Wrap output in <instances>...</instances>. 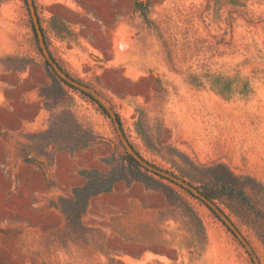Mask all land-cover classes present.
Instances as JSON below:
<instances>
[{
	"label": "rangeland",
	"instance_id": "obj_1",
	"mask_svg": "<svg viewBox=\"0 0 264 264\" xmlns=\"http://www.w3.org/2000/svg\"><path fill=\"white\" fill-rule=\"evenodd\" d=\"M0 264H264V0H0Z\"/></svg>",
	"mask_w": 264,
	"mask_h": 264
},
{
	"label": "trees",
	"instance_id": "obj_2",
	"mask_svg": "<svg viewBox=\"0 0 264 264\" xmlns=\"http://www.w3.org/2000/svg\"><path fill=\"white\" fill-rule=\"evenodd\" d=\"M118 119H119V116H118ZM215 183H216L215 191L212 193L208 192V190H202L194 186H191V188L195 189V192H192V190H189V191L192 195H195V196L198 195L197 197H199L204 203H206L217 214L218 217H222L215 210V209L219 210L222 213V215H224V212L219 207L218 202L219 201L223 202L229 199L227 197H232L230 198V200H232L235 203L240 204L242 198H239V197L243 195V192L240 189L238 179L235 176H233V174L227 171L224 174V176H218L216 178ZM238 200L240 202H237ZM231 207H234V206H231ZM235 210L237 212L240 211L238 210V206H236ZM239 213L242 214V212H239ZM224 217L225 218H221V219H223L224 223L228 226V228L232 230L233 233H235V235L242 241V243L248 245L249 243L247 239L245 238V236L242 234V232L235 226V224L228 218V216L224 215Z\"/></svg>",
	"mask_w": 264,
	"mask_h": 264
}]
</instances>
